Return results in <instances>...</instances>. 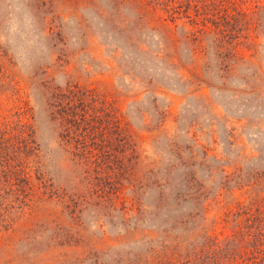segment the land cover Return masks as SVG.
Here are the masks:
<instances>
[{
  "label": "rangeland",
  "instance_id": "1",
  "mask_svg": "<svg viewBox=\"0 0 264 264\" xmlns=\"http://www.w3.org/2000/svg\"><path fill=\"white\" fill-rule=\"evenodd\" d=\"M177 1L0 0V124L44 165L0 264H264V0Z\"/></svg>",
  "mask_w": 264,
  "mask_h": 264
},
{
  "label": "trees",
  "instance_id": "2",
  "mask_svg": "<svg viewBox=\"0 0 264 264\" xmlns=\"http://www.w3.org/2000/svg\"><path fill=\"white\" fill-rule=\"evenodd\" d=\"M239 1L242 2V0H236L234 5L236 6ZM216 2L221 3L219 8H215ZM227 2L229 3V0H195L194 3L190 0H178L171 4L174 11H180L179 8L183 7L186 8L185 11L194 10L199 15H205L209 9L218 8L219 12L221 10L222 13L224 12L223 17L228 11ZM237 14L245 15L242 9L237 11ZM234 21L238 22L235 18ZM237 25L233 26V30L240 32ZM17 109L20 110V106ZM36 152L37 147L30 125L22 121L18 123V127L13 123L0 124V228L6 229L14 224V210L24 213V209L30 208L33 203L36 194L32 185L29 164L35 165V170L39 173L34 178L36 181L44 174L41 170L44 165L36 161ZM45 181L43 180L44 183ZM44 185L46 193L52 197L55 194L52 184Z\"/></svg>",
  "mask_w": 264,
  "mask_h": 264
}]
</instances>
